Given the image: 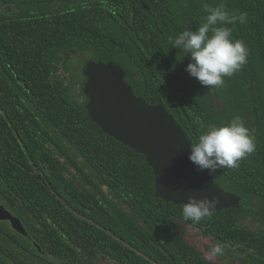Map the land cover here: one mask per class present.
I'll return each instance as SVG.
<instances>
[{"label":"trees","instance_id":"trees-1","mask_svg":"<svg viewBox=\"0 0 264 264\" xmlns=\"http://www.w3.org/2000/svg\"><path fill=\"white\" fill-rule=\"evenodd\" d=\"M205 4L247 14L227 26L248 62L219 88L191 77L170 43L203 22ZM66 50L119 64L134 95L163 106L190 144L239 115L255 152L203 171L239 207L194 222L155 198L144 157L90 120L83 82L75 93L53 79ZM0 205L24 228L0 220V264H213L183 226L214 238L220 258L264 264V0H0Z\"/></svg>","mask_w":264,"mask_h":264},{"label":"water","instance_id":"water-1","mask_svg":"<svg viewBox=\"0 0 264 264\" xmlns=\"http://www.w3.org/2000/svg\"><path fill=\"white\" fill-rule=\"evenodd\" d=\"M82 75L87 115L107 136L144 157L152 171L155 198L183 205L189 196L217 197L219 203L212 212L239 207V196L196 170L188 159L191 144L180 126L163 106L148 105L134 95L119 64L88 60ZM0 220L24 234L19 219L1 205Z\"/></svg>","mask_w":264,"mask_h":264},{"label":"clouds","instance_id":"clouds-1","mask_svg":"<svg viewBox=\"0 0 264 264\" xmlns=\"http://www.w3.org/2000/svg\"><path fill=\"white\" fill-rule=\"evenodd\" d=\"M206 15L196 29H186L170 38L176 48L190 58L185 71L209 88L223 87L225 77L239 72L248 62L249 50L242 39H233V30L227 25L246 22V13H230L224 4L204 5ZM84 78V76H83ZM85 79V78H84ZM256 150L255 138L244 120L233 116L219 126L202 131L190 146L189 161L197 171L212 176L221 168H236L239 162ZM154 190V189H153ZM219 199L207 196L197 199L189 196L183 204L185 220L200 222L216 209Z\"/></svg>","mask_w":264,"mask_h":264},{"label":"rangeland","instance_id":"rangeland-1","mask_svg":"<svg viewBox=\"0 0 264 264\" xmlns=\"http://www.w3.org/2000/svg\"><path fill=\"white\" fill-rule=\"evenodd\" d=\"M89 55L85 52L80 51H64L56 55L53 62V79L62 81L63 84L68 85L73 92H79L80 84L84 78L82 71L85 67L86 61ZM81 92V91H80ZM243 225L253 229V224L250 218H246L242 221ZM185 240L196 248L205 259L215 264H226L225 260H216L215 254L217 255V246L212 239L203 238L198 235L197 231L190 226H183ZM216 247V248H215ZM228 264H240L238 261Z\"/></svg>","mask_w":264,"mask_h":264},{"label":"flooded vegetation","instance_id":"flooded-vegetation-1","mask_svg":"<svg viewBox=\"0 0 264 264\" xmlns=\"http://www.w3.org/2000/svg\"><path fill=\"white\" fill-rule=\"evenodd\" d=\"M66 51H67V50H66ZM88 55H89V54H88ZM88 60H91V59L88 58ZM88 60H87V61H88ZM87 61H86V62H87ZM84 81H85V80H83V83H84ZM82 88H83V87H82ZM82 90H83V89H82ZM86 99H87V98H86ZM183 232L186 233V232L184 231V227H183ZM205 238H207V237H205ZM207 239H212V240L214 241L215 245L217 246V250H219V246L217 245V241H216L214 238H207ZM215 248H216V247H215ZM217 250H216V251H217ZM200 254H201V253H200ZM202 257H203V255H202ZM215 257L217 258L216 260H220V261H221V260H225V259L227 258L226 262L223 261V263H226V264H228V262H231V263L235 262V261H231V259H230L229 256H225L224 258H220V256H218V255L215 254ZM203 258H204V257H203ZM204 259H205V258H204ZM206 260H207V259H206ZM236 261L239 262V260H236ZM212 263H213V262H212ZM239 263H240V262H239ZM213 264H215V263H213Z\"/></svg>","mask_w":264,"mask_h":264}]
</instances>
